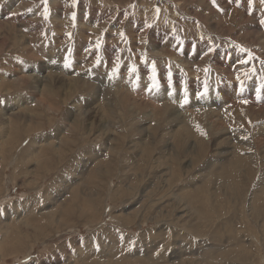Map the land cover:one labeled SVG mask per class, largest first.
Instances as JSON below:
<instances>
[{
    "label": "rangeland",
    "instance_id": "1",
    "mask_svg": "<svg viewBox=\"0 0 264 264\" xmlns=\"http://www.w3.org/2000/svg\"><path fill=\"white\" fill-rule=\"evenodd\" d=\"M0 264H264V0H0Z\"/></svg>",
    "mask_w": 264,
    "mask_h": 264
},
{
    "label": "bare ground",
    "instance_id": "2",
    "mask_svg": "<svg viewBox=\"0 0 264 264\" xmlns=\"http://www.w3.org/2000/svg\"><path fill=\"white\" fill-rule=\"evenodd\" d=\"M177 9H178V8H177ZM15 11H16V10H15ZM15 11H14V12H15ZM215 15H216V14H215ZM200 16H201V15H200ZM198 19H199V18H198ZM82 25H83V24H82ZM8 36H9V35H8ZM20 36H21V35H20ZM262 36H263V35H262ZM110 40H111V39H110ZM262 40H263V39H262ZM259 43H260V42H259ZM141 47H142V46H141ZM158 49H159V48H158ZM158 52H159V50H158ZM158 52H157V53H158ZM155 53H156V52H155ZM107 54H108V53H107ZM158 55H159V54H158ZM81 56H82V55H81ZM164 56H165V55H164ZM159 57H160V56H159ZM224 57H225V56H224ZM160 58H161V57H160ZM185 58H186V57H185ZM188 58H189V57H188ZM191 62H193V61H191ZM173 63H174V62H173ZM164 65H165V64H164ZM54 68H55V67H54ZM220 68H221V67H220ZM51 70H52V69H51ZM219 71H220V70H219ZM22 72H23V71H22ZM49 74H50V73H49ZM192 75H193V74H192ZM25 76H26V75H25ZM35 76H36V75H35ZM32 78H33V77H32ZM37 79H38V78H37ZM64 79H65V78H64ZM5 80H6V79H5ZM39 80H40V79H39ZM24 82H25V81H24ZM28 82H29V81H28ZM41 82H42V81H41ZM8 83H9V82H8ZM62 84H63V83H62ZM120 84H121V83H120ZM120 84H119V85H120ZM7 85H8V84H7ZM23 85H24V84H23ZM20 86H21V84H20ZM68 86H69V84H68ZM115 86H116V85H115ZM52 87H53V86H52ZM119 87H120V86H119ZM113 88H114V87H113ZM34 90H35V89H34ZM37 91H39V90H37ZM35 92H36V91H35ZM71 94H72V93H71ZM109 94H110V93H109ZM111 94H112V93H111ZM66 95H67V94H66ZM70 96H71V95H70ZM92 96H93V95H92ZM47 100H48V99H47ZM124 100H125V99H124ZM100 101H101V100H100ZM222 103H223V102H222ZM225 104H226V103H225ZM222 106H223V105H222ZM233 107H234V106H233ZM233 107H232V108H233ZM229 108H230V107H229ZM232 108H231V109H232ZM217 109H218V108H217ZM24 111H25V110H24ZM211 111H212V110H211ZM26 112H28V111H26ZM152 112H153V111H152ZM215 112H216V111H215ZM230 112H231V111H230ZM10 113H11V112H10ZM13 113H14V112H13ZM16 113H17V112H16ZM19 113H20V112H19ZM19 113H18V114H19ZM24 113H25V112H24ZM153 113H154V112H153ZM6 115H8V114H6ZM13 115H14V114H13ZM204 116H205V115H204ZM214 116H215V115H214ZM3 117L5 118V116H3ZM27 117H28V116H27ZM212 117H213V116H212ZM7 118H8V117H7ZM10 118H11V117H10ZM12 118H13V117H12ZM12 118H11V119H12ZM174 118H175V117H174ZM8 119H9V118H8ZM14 119H15V118H14ZM22 119H23V117H22ZM76 119H77V118H76ZM221 119H222V118H221ZM221 119H220V120H221ZM243 119H244V118H243ZM5 120H7V119H5ZM17 120H18V118H17ZM31 120H32V119H31ZM220 120H219V121H220ZM7 121H8V120H7ZM9 121H10V120H9ZM24 121H25V120H24ZM29 121H30V120H29ZM1 122H2V121H1ZM3 122H5V121H3ZM3 122H2V123H3ZM19 122H20V121H19ZM22 122H23V121H22ZM26 122H27V121H26ZM30 122H32V121H30ZM13 123H14V122H13ZM15 123H16V122H15ZM17 123H18V122H17ZM74 123H75V125H76V122H74ZM79 123H80V122H79ZM221 124H222V123H221ZM11 125H12V124H11ZM15 125H16V124H15ZM18 125H19V124H18ZM16 126H17V125H16ZM106 126H107V125H106ZM79 127H80V126H79ZM8 128H9V127H8ZM8 128H7V129H8ZM16 128H17V127H16ZM74 128H75V127H74ZM76 128H78V127L76 126ZM83 128H84V127H83ZM221 128H222V127H221ZM10 129H11V128H10ZM14 129H15V128H14ZM18 129H19V128H18ZM210 129H211V128H210ZM8 130H9V129H8ZM9 131H10V130H9ZM21 132H22V131H21ZM155 132H156V131H155ZM7 133H8V132H7ZM14 134H15V133H14ZM170 135H171V134H170ZM69 146H70V145H69ZM184 146H185V145H184ZM196 147H197V146H194L193 148L196 149ZM64 154H65V153H64ZM49 160H50V159H49ZM49 162H50V161H49ZM43 166H44V165H43ZM42 169H43V168H42ZM9 233H10V232H9Z\"/></svg>",
    "mask_w": 264,
    "mask_h": 264
}]
</instances>
